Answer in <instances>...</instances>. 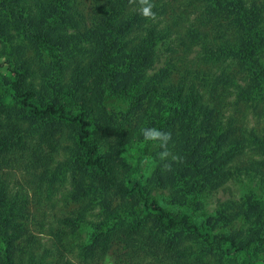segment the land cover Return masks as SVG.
I'll return each mask as SVG.
<instances>
[{
  "label": "trees",
  "instance_id": "16d2710c",
  "mask_svg": "<svg viewBox=\"0 0 264 264\" xmlns=\"http://www.w3.org/2000/svg\"><path fill=\"white\" fill-rule=\"evenodd\" d=\"M166 1L153 0L156 5L153 11L157 16L164 13L171 15L169 22L172 25L164 24L162 33L171 36L172 28L181 24L186 33L191 29L188 36L178 33L179 43L185 45L184 51L198 44L202 49L195 52L196 63L186 57L180 60L183 68L178 86H161L163 80L169 79L167 74L153 85L148 101L153 102L152 107L161 103L155 110L159 116L152 120L144 113L140 118L142 128L171 130L173 137L182 138L180 148L174 149V153H181L183 163H176L178 167L174 170L180 174L185 172L189 180L196 176L192 199L198 201L227 181L226 177L213 174L218 172L217 168L226 167L237 153L246 148L254 150V158L250 160L246 173L249 178L253 174L260 177L252 207H261L257 222L263 227L264 136L259 138L261 135L246 132L242 122L246 121L248 113L264 119V0ZM28 2L35 5L28 12H22L21 8ZM69 2L14 0L5 9L8 10V17L15 19L20 34L29 46L55 63L59 51L58 36L40 19L60 17L57 13H61ZM105 8V11L96 14L82 34L89 45L88 71L81 78L75 77L70 88L52 86L58 94L57 100L39 101L35 91L24 86L25 71L6 65L10 78L6 81V94L0 96V171L45 173L60 146L56 130L58 126H63L80 151L78 159L90 182L113 190L124 200V215L128 213L130 223L114 234V239L122 242L123 250L115 264H180L179 259L185 251V238L198 240L204 246L222 247L227 254L245 255L251 261L248 246L237 245L232 236L212 233L220 227V220L213 219L214 223L210 225L212 220L207 219V224L201 226L193 212H169L157 198L147 194L138 178L131 174L125 176L120 153L125 151L130 140L121 134L130 129L116 126L121 123L113 115V109L109 108L115 98H133V94L128 93V90L134 89V81L129 74L132 66L126 62L130 56L124 50L125 35L132 26H136L141 35L147 36L140 44L147 48L148 42L156 40L161 30L148 24L143 26L146 19L140 14L139 6L130 5L129 0H105ZM23 13L26 14L24 18ZM191 15H194L192 24L189 21ZM184 53L188 56V52ZM200 61L210 63L212 67L200 72ZM145 63L139 65L144 66ZM140 71L143 69L140 68ZM118 83L122 84V88ZM202 90L207 93L208 99H203ZM8 95L13 97L14 105L16 102L19 109L27 113L25 119L34 122V126H22L13 116L12 107L2 104ZM230 97L233 99L229 100ZM233 108L232 113L225 117L224 110L229 112ZM242 109L248 112H242ZM262 131L264 133V129ZM34 133L37 134L35 139L32 136ZM137 169L139 166L134 168ZM66 173L67 170L61 175L65 177ZM171 174L156 170L152 176L164 189L172 186L175 177L171 179ZM215 176L216 179L212 180ZM3 194L1 190L0 195ZM18 198L13 195L11 202L20 203ZM20 209L19 212L23 210ZM221 219L227 220L223 216ZM1 227L2 224L0 231ZM100 234L85 249L93 258L103 256L109 247L107 238L112 234H108L107 238L104 233ZM1 243L0 264H19L13 242L2 240Z\"/></svg>",
  "mask_w": 264,
  "mask_h": 264
},
{
  "label": "rangeland",
  "instance_id": "374dc122",
  "mask_svg": "<svg viewBox=\"0 0 264 264\" xmlns=\"http://www.w3.org/2000/svg\"><path fill=\"white\" fill-rule=\"evenodd\" d=\"M11 1L14 0L8 2L0 0V96L6 94V81L10 78L6 65L9 64L25 71L24 86L35 91L39 101L43 103L55 101L58 94L52 86L57 89L70 88L75 77L81 78L88 71L89 45L82 34L91 25L96 14L106 10L105 0H70L68 6L62 8L61 13H57L60 17L47 16L40 19L58 36L59 51L55 59L56 64L51 58L29 46L28 41L20 34L15 19H11L6 13L8 10L5 8ZM166 2L168 3V0ZM27 4L21 8L22 12H28L35 5L31 2ZM25 15L23 13L22 18ZM170 17V13H164L158 15L156 21L146 19L143 22V26L148 24L161 30L156 40L148 42L147 48L140 45L143 37L147 36L143 33L141 35L136 26H132L125 35L124 50L130 56L126 62L132 66L129 68V74L134 81L132 83L134 89L128 90V93L131 92L133 98L124 99L125 96L115 98L109 107L113 109L116 120L121 123L116 126L121 125L123 130L130 129L121 134L130 140L125 146V151L120 153L123 159L122 169L125 176L131 174L138 178L147 194L157 198L167 211L193 212L201 226L207 224V219L212 220L210 225L214 223L213 219L220 220V227L212 230V233L232 236L237 245L249 247L251 256L249 261L245 255L227 254L222 247L204 246L198 240L185 238V251L179 259L180 264H264V226L261 227L257 222L261 207H252L255 205L260 177L253 174V177L249 178L246 173L250 160L254 158V150L246 148L237 153L226 167L218 166L219 169L216 167L218 172L213 174L226 177L227 181L216 191L206 195L203 200L198 201L192 199L196 176L189 180L185 172L178 173L175 171L178 167L176 163H173L171 171H164L163 163L169 161L161 162L158 158L160 149L145 142L141 134L140 118L143 114L147 113L152 120L159 116L155 114V110L161 103L152 107L153 102L148 101L153 85L158 84L161 77L167 74L169 79L163 80L161 86L169 84L178 86L183 68L180 66L182 65L180 60L186 57L191 62L195 60L196 63L195 52L202 49L198 44L184 51L185 45L179 43L178 33L188 36L191 29L186 33L181 24L172 28L171 36L168 33L164 35L162 33L164 26L172 25L169 22ZM193 17L194 15L189 16L190 24ZM184 52H188V56ZM144 62H146L144 66L139 65ZM208 67H212V64H205L202 61L198 64L200 72ZM140 68L143 71H140ZM200 94L204 100L208 99L205 91H200ZM4 98L2 104L12 107L13 116L22 126H34V122L25 119L27 113L20 110L16 102L14 105L12 96ZM232 99L233 97L229 98ZM232 110L234 108L229 109V112L224 110L225 117H228ZM244 111L248 112L242 109V112ZM122 118L125 120L122 121ZM242 127L248 133L261 135L259 138L264 136L262 133L264 119H258L255 115L248 113ZM58 129L56 139L60 146L56 154H53L54 161L45 173L0 171V191L4 192L0 199L5 196L0 201L2 214L0 224L3 226L0 231V243L2 240L13 242L19 264H115L123 250L122 242L115 240L114 234L130 223L128 213L124 215L126 208L122 204L124 200L113 190L90 182L88 173L82 170V164L78 159L80 151L73 138L63 126H58ZM32 136L35 139L37 134L34 133ZM181 139L172 136V142L169 144L172 153L180 157L181 153L175 154L174 149L180 148ZM145 146H148L147 149ZM136 166H139V169L134 170ZM66 170L67 173L63 177L61 173ZM156 170L162 173L172 172L171 179L175 178L170 188L162 189L157 185L152 176ZM216 176L212 180H215ZM208 179L211 180L210 177ZM13 195L19 197L20 203L11 202ZM12 209L17 211L12 212ZM18 209L23 210L19 212ZM222 216L227 220H222ZM125 220L127 222H124ZM101 232L106 238L108 234L109 236L112 234L107 238L109 247L103 256L93 258L85 249L91 240L101 236Z\"/></svg>",
  "mask_w": 264,
  "mask_h": 264
},
{
  "label": "clouds",
  "instance_id": "9594fccd",
  "mask_svg": "<svg viewBox=\"0 0 264 264\" xmlns=\"http://www.w3.org/2000/svg\"><path fill=\"white\" fill-rule=\"evenodd\" d=\"M130 5H138L139 12L145 19L152 21L157 20V14L153 11L156 7L153 0H129ZM141 134L145 142H149L159 148L158 158L163 163L164 171H171L173 163H183V158L179 155H174L169 147L172 142V133L162 131L156 127H145L141 129Z\"/></svg>",
  "mask_w": 264,
  "mask_h": 264
}]
</instances>
